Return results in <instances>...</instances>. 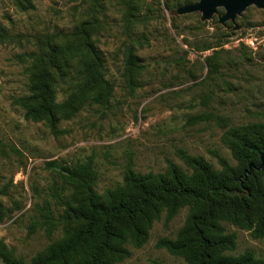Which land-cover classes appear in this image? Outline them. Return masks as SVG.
<instances>
[{"label": "rangeland", "instance_id": "obj_1", "mask_svg": "<svg viewBox=\"0 0 264 264\" xmlns=\"http://www.w3.org/2000/svg\"><path fill=\"white\" fill-rule=\"evenodd\" d=\"M196 2L0 0V244L15 258L30 262L63 236L61 202L71 187L49 162L91 161L98 192L120 184L129 165L163 173L171 161L190 172L187 156L214 169L222 159L236 164L228 145L232 129L264 123V8L249 5L224 22L221 7L208 19L197 11L176 12ZM92 16L110 87L107 101L90 97L58 123L57 132L25 119L13 99L27 93V54L36 39ZM129 53L137 70L125 68ZM68 86L58 82V102L72 94ZM187 214L183 207L168 220L162 212L146 242L128 244L129 256L117 264H186L158 241L174 239ZM222 224L235 235L230 254L249 250L264 258V236Z\"/></svg>", "mask_w": 264, "mask_h": 264}, {"label": "trees", "instance_id": "obj_2", "mask_svg": "<svg viewBox=\"0 0 264 264\" xmlns=\"http://www.w3.org/2000/svg\"><path fill=\"white\" fill-rule=\"evenodd\" d=\"M19 4H25L19 1ZM131 17L132 4L127 2ZM94 16L79 21L69 31L39 36L28 55L27 93L13 99L24 118L43 121L52 132L62 119L73 117L93 96L107 101L110 94L104 77V58L94 44ZM125 68L137 70L136 57L129 53ZM59 81L69 83L72 93L57 101ZM73 93L74 94L73 96ZM229 141L235 165L220 161L214 169L201 157H186V172L168 161L163 173H141L130 165L123 181L103 192L95 189L97 171L91 161L65 165L49 162L70 185L61 204L59 221L63 236L37 253L30 262L15 258L0 244L4 264H117L129 256L128 244L142 246L153 222L162 212L171 219L180 208L188 214L174 239L162 238L158 246L181 256L186 264H264V258L246 250L233 255L235 235L222 223L264 236V166L246 175L249 164H260L264 152V123L232 129Z\"/></svg>", "mask_w": 264, "mask_h": 264}, {"label": "water", "instance_id": "obj_3", "mask_svg": "<svg viewBox=\"0 0 264 264\" xmlns=\"http://www.w3.org/2000/svg\"><path fill=\"white\" fill-rule=\"evenodd\" d=\"M249 5H255L258 8H264V0H198V2L180 7L177 13L201 12L202 19H208L216 12L217 8H223L224 14L219 18L220 22L226 20L233 21L237 14H240ZM261 162L254 166L249 164L246 175L252 173L253 170H259L264 166V152L260 155Z\"/></svg>", "mask_w": 264, "mask_h": 264}]
</instances>
